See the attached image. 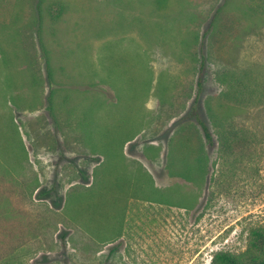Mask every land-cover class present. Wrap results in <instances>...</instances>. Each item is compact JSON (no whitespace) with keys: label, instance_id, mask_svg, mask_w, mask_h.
Returning <instances> with one entry per match:
<instances>
[{"label":"rangeland","instance_id":"1","mask_svg":"<svg viewBox=\"0 0 264 264\" xmlns=\"http://www.w3.org/2000/svg\"><path fill=\"white\" fill-rule=\"evenodd\" d=\"M262 226L264 0H0V264H217Z\"/></svg>","mask_w":264,"mask_h":264},{"label":"trees","instance_id":"2","mask_svg":"<svg viewBox=\"0 0 264 264\" xmlns=\"http://www.w3.org/2000/svg\"><path fill=\"white\" fill-rule=\"evenodd\" d=\"M55 3L57 4L56 6H54V4H53L49 8V15L53 21H56L60 17V15L62 14V12L64 10V4H62L61 2H55ZM213 25H214V22L211 23L210 27L207 29V32L205 34L212 31ZM39 40H40V44H43L42 39H39ZM196 54H197L198 60H199V66H198L199 75L197 78V93H196L197 95L195 96V98L193 99V101L191 103V107L189 109V116L194 118V121L197 124H199V126L203 130L205 138L209 142H212L214 139L211 135L209 126L205 122V120H203V118H201L200 113L198 112L197 106H196L197 104H199V102H198V101H200L199 97L203 93V89H204L203 88L204 87V76H203L204 74H203V72H205L206 68L208 67V54L206 53V50L204 48V42H201L199 44V47L196 50ZM45 64L47 67L48 83L52 87V89L50 88V91L47 95V110L49 112V116L51 117L53 123L56 125L57 121L55 120L56 118H55L54 107H53L54 92H53V86H52L54 84V80L52 78V72H51V69L49 66V61L46 60ZM216 74H217L218 79L221 83H227L231 86L233 83H236V85H237V79H236V81L233 80L234 75H233L232 71L221 69L219 72H216ZM236 85H233V87H236ZM207 111L211 115V118L214 121V123H216L217 127L221 126L220 125V121H221L220 117L213 112V110L210 106L209 107L207 106ZM177 130H178V133L183 132V128L181 127V124H178ZM127 157L128 156H126V158ZM206 159H207V153L205 152V149L202 146L200 156L196 160V163H197L196 165L198 166L199 169H202V167H203L202 163ZM127 162H128V159H126V163ZM132 162H134V161H132ZM99 165H101V163ZM99 165L95 169L96 173L99 170V168L101 167ZM133 167H134L133 169H130L128 167L129 172L131 171V173L134 174L132 176V178H136V181H142V182L146 183V185L144 183L141 185L139 183H137L136 186L139 188L140 186L142 187L145 185L147 188H149V190L147 191V192H150L149 194H145L144 192H141V194L143 193L142 196L145 199H147V200L155 199L156 202L168 201V200H163L161 198H158L157 192H155V190L152 189V187H153L152 183H151L152 177L149 174V172L145 170L144 166L137 163V165H134ZM147 183H149V186L147 185ZM95 188H96V186H95ZM115 205L116 204L113 203V206H115ZM106 208L108 210V207H106ZM97 212H100V210H97V208L90 210V214H91L90 216H92V220H95V221L98 220V218L96 217ZM121 213H122V211H121ZM109 217H110L109 219H111V220H109L111 223L112 214L109 215ZM121 225L122 224L120 222L118 225L119 231L121 229ZM109 228H110V226L108 224V226H105V228H102L101 230H108ZM119 231L116 234H114V236H117ZM106 238H108V237H106ZM106 238L105 237L101 238L99 236L97 237V239H100V240L106 239ZM115 250H116L115 248L111 249V251L109 252V255L106 257L103 264H105L108 261L110 255H112L115 252ZM215 262L217 264H264V226L255 228L251 231L249 245H248L247 250L244 253L235 255V254H231V253H227V252H220V253L216 254Z\"/></svg>","mask_w":264,"mask_h":264}]
</instances>
